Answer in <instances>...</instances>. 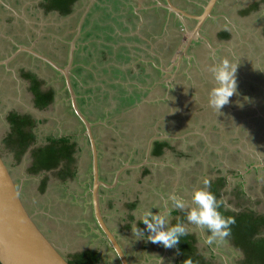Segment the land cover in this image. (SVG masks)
<instances>
[{
  "label": "crops",
  "instance_id": "crops-1",
  "mask_svg": "<svg viewBox=\"0 0 264 264\" xmlns=\"http://www.w3.org/2000/svg\"><path fill=\"white\" fill-rule=\"evenodd\" d=\"M115 1L118 2V7L116 9H119V12L116 13V11L112 12L111 10H107L111 23L102 27V36H92V39L87 40L85 45L80 46V49L82 48V51L85 50L89 56H93L97 59L99 65L102 64L104 58V64L106 63L107 66L101 70L98 68L96 73L99 71L104 73H108L109 71L112 73L116 70L117 72H125L126 74L137 76L138 73L144 74L146 78L141 76V78L144 79L143 85L139 87L137 83L133 82V85L131 86L140 95H138L139 99L133 101L132 108L133 110H137L135 113L139 115L140 119L144 120L150 118L151 121L149 122V131L143 132V137L139 138L141 132H137L136 138L138 137L137 140H141L139 141V146L134 148L133 156H128L129 152L123 154L122 151H120L117 156H113L116 161L114 168H108L104 169V172L102 171L100 164L101 160L97 150L98 177L101 182L107 185L102 186L100 189V210L103 212L102 215L107 223V227L116 237V240L121 246L129 264H181L183 257L182 254H179L180 260L178 262V257L170 252L167 253V248L158 244H153L146 239H135V237H132L130 228V226L138 219V213L144 208L151 207V211L153 212L167 211L168 215L171 217L172 224L184 222L183 224L185 227L189 231L191 229L187 223L186 215L185 217L184 214L179 215V209L172 206L171 200L167 197L165 187L160 188L157 186L156 189H154L148 186L150 176L154 175V172L150 167L151 165L155 166L157 159L162 157L165 158L168 155L169 159H164L166 160L165 163L163 162L164 160L159 163L170 171H175L177 168L173 164L174 158H171L174 149L171 144V139L169 138L170 136L163 133L161 126L165 125V123L170 120L173 125H180L172 127L170 131L172 134L175 130H181V127L188 128L193 123L202 121L199 119L200 116L198 112L200 111L201 106L207 107L208 105L196 107L189 97H192V93L195 92V95H200V99H206V91L213 84L210 74L207 71V66L222 58H228L234 64H238L236 79L237 81H240L237 83L240 95L230 97L229 104L223 106L221 109L222 116L220 117H223V119L218 118L213 122L210 120L208 122H211L212 128L217 130L222 129L223 125L230 122H235V125L239 124L244 128L252 122L256 125L260 123L262 126H260L259 129H262L261 132L264 133V0H217L212 9L211 16L203 22L200 29V37L202 40L199 38L198 40L193 41L184 55L182 52L183 47H180V32L182 27L184 30L187 28L192 29L195 25L194 20L185 19L184 22H181L179 18L160 6L159 2L165 3V0H114V2ZM169 1L184 11L196 15L202 12V7L207 2V0ZM82 5L85 8L84 13L77 11V7H81ZM91 7L92 3H86L85 6V3L80 4L78 0L74 11L69 17L76 15L75 18H77V16L82 14L90 16V14H92V12L89 11V9L92 10ZM21 18L25 19L24 22L26 26L36 23L35 19H29L28 16ZM33 30L34 35L37 37L34 43H40V26L33 28ZM86 35L89 36L90 34L87 33ZM75 36L76 33L74 37ZM97 39L101 41L98 42ZM130 42L131 44H129ZM144 44L145 46L141 47V45ZM76 48L70 46L69 51L73 53ZM97 49L99 51L98 53L96 52ZM146 51H149V55L145 53ZM172 51L176 52V58L172 55ZM180 54L183 55L181 59H179ZM114 56L122 57L126 62V65H122V63L120 66H117L107 63L110 60L113 61L114 58L112 57ZM71 58L72 57H69L68 59L69 73L72 65ZM109 68H113V70ZM83 69L85 68H80L78 70L80 71ZM38 73L40 75V72ZM89 73V77H92L94 74L92 72ZM159 73H162L165 77L163 80L165 83L163 84H159ZM69 76H71V74H69ZM72 81L74 82L73 76L70 78L71 85ZM242 81L245 83H241ZM74 88L75 83L72 85V91L75 96L76 105L84 118L89 122L91 133L96 144V130L98 127H102L96 125L97 123L93 122V119L82 111L81 106H78V98ZM169 88H171V91ZM97 89H100V87H97ZM90 91L91 88L86 89L87 93ZM174 93L177 95L178 93H184L183 95L185 98L183 102H186L184 105L185 108L175 105V110L172 111L174 104L173 101H176V95ZM243 97H248L249 99L244 101ZM141 98L143 99L141 100ZM238 100L243 103V107H238L236 105L235 101ZM175 103L177 104V102ZM55 104L51 105L49 109L45 111H50L51 109L61 110V108L66 110L67 105L61 104L59 101L55 102ZM25 106L21 108L22 112L26 111V109H24ZM26 107L28 108V105ZM162 108H164L163 111H161ZM141 109H143V111H141ZM207 109L213 110L209 107H207ZM72 110L70 117L74 119V127L78 125L84 127L81 120ZM185 110L191 111L192 113L186 112ZM40 112H36L37 117L32 118L34 120V128H32L31 132L34 137L31 145L36 143L33 147L34 149L40 147L37 144L40 140V125L48 119L46 116L40 115ZM225 115L228 116L226 119ZM99 117L102 118L103 116ZM132 120H134L133 117ZM243 127H241V129H244ZM256 130L257 129H254L253 131L256 132ZM54 131L57 132L56 135L53 133V135H50V137H46L45 139H57L65 136L69 143L74 145L73 150L75 159L72 168L69 171V174L61 175L64 178L62 181L64 182L63 186L64 184L65 186L68 184L69 186L67 185L66 187L70 188V185L76 186V183L81 184V172L84 170V165L86 166L89 163L91 165L92 184L91 148L88 137L84 134V131L83 133H77L76 135L71 132L72 138L69 137V134L67 136L65 134L62 135V131H60L59 127L58 130L54 129ZM9 133L10 129L1 139L2 142L5 141ZM133 134L135 135L136 132H133ZM130 138L131 137L128 139ZM261 140H264V136ZM125 143L126 142H123V144L130 149V144L127 145ZM85 144H88L90 154L87 153L88 149L85 150ZM157 144L161 145V151L159 154H154V149L157 147ZM82 146H84V148H82ZM140 146L142 149L144 148V153L142 158L138 159L137 156L139 155V152H141L139 148ZM258 147V150H256L258 153H256L253 146L246 148L243 152L238 148L230 150V154H232L233 151L239 153L235 156H237V159L240 158V163L237 165L230 164L232 167L226 165L225 170L229 174L227 176L220 174L214 180V182L221 179L224 181L223 186L218 189V199L223 197V191L229 187L231 180H236L237 185H241L245 180H249L255 176L264 181V144L263 146ZM4 148L6 151L10 149L6 146H4ZM33 148H31L30 151L25 150L19 160H16L14 158V153L9 150L10 154L7 153L6 155L14 158V161L11 162L12 169L9 168V163L7 164L5 162L10 169L21 200L26 208H28V204H34V202H32V190L37 188L50 192L52 185L56 182L53 181L54 177L52 179V175L55 176V174H58L60 176V169H62V167L59 166L57 169L50 171H39L36 173L30 172ZM79 154L81 155L79 162H77V155L79 156ZM176 155L178 157L189 156L188 152L185 150H180V153H176ZM127 156L130 157V160L126 158ZM2 157L4 158V154H2ZM121 157H123V159ZM124 160L127 161L125 162ZM220 167H222V161L218 160L217 163L213 165V169L221 173L222 170ZM23 169L27 173L23 174ZM14 172H20L19 174L21 177L16 178ZM70 178L74 179L75 183L72 182L70 184ZM164 182L166 183V180H164ZM154 183L156 184V182ZM37 197L40 199L42 198V195L38 194ZM28 200L30 201L28 202ZM185 200L187 201V205H191L188 195L185 197ZM83 201L85 200L81 198L79 202L73 203V207H67V210H72V212L77 214V210L80 212L84 209L86 217L81 218H87L88 207ZM54 204L53 206H60L57 202ZM40 209V205H38L35 208L37 212H34L39 214V216L42 215L45 217L43 218V222L45 223L41 224L40 222V229L45 233L49 240L55 244L54 241L50 239V226L47 224L48 219L51 220L54 217L51 214H48L50 213V208L43 210ZM230 212L236 213L234 211ZM256 215L264 216V213H258ZM114 220L117 225L114 229L115 231L111 229L113 225H110L109 223L114 222ZM136 224L138 228L144 230L142 221L137 220ZM189 231L187 235L191 236L193 239V254L196 255L194 253L196 250V247L194 246L195 235L193 232L192 234ZM145 235H147L146 231ZM108 249L110 248L108 247ZM199 258L202 259L201 257Z\"/></svg>",
  "mask_w": 264,
  "mask_h": 264
},
{
  "label": "rangeland",
  "instance_id": "rangeland-1",
  "mask_svg": "<svg viewBox=\"0 0 264 264\" xmlns=\"http://www.w3.org/2000/svg\"><path fill=\"white\" fill-rule=\"evenodd\" d=\"M13 1L14 0H2L4 6L1 10L0 36L5 35L6 32H15L14 27L6 21L7 15L10 14L7 9L8 7L12 8V14L18 15L20 17H27L25 12L20 7H16V10V8H13L10 5L13 4ZM79 3H85V6L86 3H92V10L89 9L92 14H90V16L82 14L77 16V18H75L76 15L71 16V20L74 21L73 25H70L69 17L65 18L64 20L55 21L54 16L51 17L47 14L40 16V52L48 53L58 57V63H60L62 67H65L69 57H72V65L69 74L74 77V82L72 81V85L75 83L74 89L78 98V106H81L82 111H84L87 116H90V118L93 119V122L97 123L96 125L102 127L97 128L95 138L98 154L101 160V168L104 172V169L114 168L116 161L113 156H117L120 151H122L123 154L129 152L128 156H133V150L139 146V141L141 140H137V132H141L139 136L140 138L144 136L143 132L149 131V122L151 119H140L139 115L135 113L137 110H133L132 108L133 101L139 99V94L131 86L133 85V82L137 83L139 87L143 85L144 79H142L141 76H145L143 73H138L137 76L133 74H126L125 72H117L116 70L112 73L109 71L108 73L101 71L96 73L98 68L101 70L107 66L106 63L104 64V58L102 60V64L99 65V61H97V59H95L93 56H89L85 50L82 51L80 46L85 45L87 40L92 39V36H102V27L108 23H111L107 10H111L112 12L116 11V13H118L119 9H116L118 7V2H114V0H79ZM18 9H21V13H19ZM84 10L85 8L83 5L81 7H77L78 12L84 13ZM24 20L25 19H23V21ZM75 33L76 36L74 37ZM87 33L90 35H86ZM97 41L100 42L101 40L97 39ZM129 44H131V42ZM70 46H74L75 48L77 46L78 49L76 48V50L72 53L69 51ZM143 46H145V44L141 45V47ZM2 47L3 46H1V48ZM96 52H99L98 49ZM145 53L149 55V51H146ZM172 55L175 58L177 56L175 51H172ZM112 58H114V60H110L107 63L117 66H120L122 63V65H126V62L122 57L114 56ZM80 68L85 69L79 71L78 69ZM109 69L113 70V68ZM87 71L94 73L92 77H89L90 73ZM4 73L5 72L0 71V76H5ZM159 74V84L165 83L163 81L165 78L164 75L162 73ZM71 76H69V79ZM5 81L6 80H4V77H0V152L1 154H4L5 162L7 164L9 163V168L12 169L11 162L14 161V158L6 155L9 153V150H5V142H2L1 139L10 129L8 127L6 114H8L10 110H19L22 112V109H20L18 106V103L21 101L20 93H18V98L10 95L6 96L8 87H5ZM40 81L43 82V85L41 86L43 91L53 88L57 99L56 102L59 101L61 104H65L68 107L66 106V110L61 108V110L51 109L50 111L44 110L40 112V115L46 116L49 120L47 119L48 122L46 120L40 125V140L37 144L39 146H43L45 141H47L45 138L50 137V135H53V133L56 135L57 132L54 131V129L58 130V127L60 128V131H62V135L65 134L67 136L69 134L70 138H72L71 132L75 133L76 135L77 133H83L84 131V134H86L85 128L81 125L74 127V119L70 117L72 107L70 105L69 95L66 91L67 89L65 87L66 85L64 76L61 73H55L47 69L45 64L40 62ZM239 82L240 81L238 80L237 83ZM241 83L244 84L245 82L242 81ZM97 87H100V89H97ZM88 88H91V91L87 93L86 89ZM171 88H169L170 91ZM174 94L176 95V101L172 100L174 102L172 111L175 110V105L185 108L184 105L186 102H183L185 98L183 95L184 93H178V95L176 93ZM192 94V97L190 96L189 98L191 99V102L194 104V106L198 107L201 105H207L205 98L200 99V95H195V92ZM7 97H10L11 99L7 101ZM12 99L14 102H12ZM142 99L143 98H141V100ZM257 100L259 101L258 98ZM175 102H177V104ZM207 107L201 106L200 111L198 112L200 116L199 119L202 121H197L188 128L181 127V130H175L171 134L170 131L172 127L180 125H173L172 121L170 120L166 122L165 125L161 126L163 133L170 136L169 138L171 139V144L174 149V151H172L173 155L171 158H174L173 164L177 168L175 171H170L169 169L164 168L161 163H159L164 159L168 160V155L165 158L162 157L157 159L155 166L151 165L150 167L152 168L154 175L150 176L148 186L154 189H156L157 186L160 188L165 187L168 199H170L172 196L185 199L187 195L189 199L191 190L194 187L204 186L202 184L204 179H208L209 182L213 183L216 177H218L220 174L227 176L229 173L226 172L225 166L227 165L232 167V165H237L240 163V158L238 157L239 159H237V156H235L239 153L233 151V153L230 154V150L238 148L243 152L246 150V148L253 146L256 151L259 148L258 146H263L264 144V140H261L264 136V133L261 132L262 129H259V127L262 126L260 123L256 125L252 122L250 125H246L244 128L239 124L235 125V122H230L226 123V125H223L222 129L217 130L212 128L211 122L220 118L222 114L218 115L215 111L207 109ZM163 110L164 108H162L161 111ZM141 111H143V109H141ZM185 111L189 113L191 112L188 110ZM99 116L103 117L100 118ZM132 117L134 120H132ZM227 117L228 116L225 115V119ZM220 119H223V117ZM209 120L211 122H208ZM241 127L244 129H241ZM254 129H257L256 132L253 131ZM133 132H136V134L134 135ZM129 137L131 138L128 139ZM123 142H126L125 144L127 145L130 144V149H128V147H126ZM84 146L85 150L88 149L87 153L90 154L88 144H85ZM84 146H82V148H84ZM139 148L141 152H139L137 158L141 159L144 153V148L142 149L141 146ZM180 150H185L188 152L189 156L178 157L176 153H180ZM256 153H258V151H256ZM80 155L81 154H79V156L77 155V162H79ZM128 156L126 158L130 160V157ZM121 158L123 159V157ZM166 160L163 162L165 163ZM218 160L222 161V167H220L222 170L221 173L213 169V165L217 163ZM124 161L126 162L127 160ZM90 167V163L86 166L84 165V170L81 172L80 177L81 184L76 183V186L70 185V188L66 187L68 184L66 186L64 184L63 186L64 182L62 181L64 178L62 176H59L58 174H55V176L52 175V179L54 177L53 181L56 182H54V185H52L50 192L47 190L34 188L31 193L32 202H34V204H28L27 209L29 213L33 215V218L37 220V222L41 221L43 223V218L45 217L34 213L37 212L35 208L38 205H40V210L50 208V213L48 214H51L54 217L51 220L48 219L47 221V224H49L51 228L49 234L51 235L50 239L54 241L61 253L71 261L75 260L73 256L75 253L85 252L87 251L86 249L93 248V250L99 249L102 251L101 255L99 254V264H119L113 251L108 249L109 245L104 238L103 233L97 227L91 213ZM19 173L20 172H14L16 178L21 177ZM25 173L27 172H25L23 169V174ZM164 180H166V183ZM72 182L75 183L74 179H71L70 184ZM154 182H156L157 185ZM236 182V180H231L229 187L227 189L224 188V191L222 189L223 197H221L220 200L226 202L228 207H225L224 204H222V206L225 209L234 211L236 213L240 211L251 212L253 214L264 213V181L255 176L254 178L245 180L241 185H237ZM210 185L211 184L209 183V190ZM38 194H41L42 198L39 199L37 197ZM83 195L84 198H86L83 202H85L86 206L88 207V215L87 218L84 219L81 218L86 217L84 209L80 212L77 210V214L72 212V210H67V207H73V203L79 202L80 199L83 198ZM29 201L30 200H28V202ZM189 201L191 200L189 199ZM55 202L59 203L61 207L53 206ZM186 211L187 208L183 212L178 210V214H184L185 217ZM109 223L110 225H113L111 229L114 230L117 226L116 221L114 220V222ZM188 225L191 228L189 232H193L195 235L194 246L196 247V250L194 253L199 257H204L210 262L208 264H239L240 262L234 263L235 259H241L243 261V253L236 252L237 250L234 249L229 238H226V240L222 243L205 245L203 241L207 233L195 228V226L189 223ZM259 236L264 237V229L260 232ZM218 255H222L221 259L218 257Z\"/></svg>",
  "mask_w": 264,
  "mask_h": 264
},
{
  "label": "water",
  "instance_id": "water-1",
  "mask_svg": "<svg viewBox=\"0 0 264 264\" xmlns=\"http://www.w3.org/2000/svg\"><path fill=\"white\" fill-rule=\"evenodd\" d=\"M217 0H207L202 7V12L198 15L191 14L175 6L169 0L165 3L159 2L160 6L177 16L181 22L185 19L195 21L192 29H186V39L183 44V55L186 53L190 44L200 37V29L203 22L211 16L212 9ZM3 4L0 0V5ZM179 55V59L183 57ZM40 59L50 64L64 76L65 85L68 90L70 102L75 115L84 125L86 135L91 148L92 162V184L90 189L91 206L94 219L99 230L103 233L110 247L114 251L120 264H129L122 248L116 237L107 227L102 212L100 210L99 196L102 186H107L99 180L97 169V148L91 133L89 122L79 111L75 96L72 91L69 79V66L60 68L47 57L40 55ZM0 264H69L60 249L53 244L38 227L32 215L21 200L19 191L13 176L0 153Z\"/></svg>",
  "mask_w": 264,
  "mask_h": 264
},
{
  "label": "flooded vegetation",
  "instance_id": "flooded-vegetation-1",
  "mask_svg": "<svg viewBox=\"0 0 264 264\" xmlns=\"http://www.w3.org/2000/svg\"><path fill=\"white\" fill-rule=\"evenodd\" d=\"M77 1L78 0H75L71 4V10L68 14L60 15L57 10L50 9L49 11H46L45 10V7H46L45 4L46 3H44L43 0H14L13 4H10L13 8L20 7L25 12L26 16H28V18L35 19V22H36L35 24H31V25H27V26L20 16L12 14L13 10L11 7H8V8L6 7L10 13L9 15H7L6 21L14 27L15 32L14 33L6 32L5 35L0 36V69H2L0 71L5 72L4 73L5 76H0V77L1 78L4 77V80H6L5 81L6 82L5 87H8L7 91H9V92L6 91V96L10 95V96H14L15 98H18L17 97V96H19L18 93H20V100L21 101L18 103L19 108L21 109V108H23V106L28 105V108L26 106L24 108V109H26L25 112H20L19 110L18 111L10 110V112L8 114H6V119H7L8 125L10 127V132H11L12 126H11L10 122L8 121V117L11 116V114L16 113L20 116L30 115V116H32V118H36L37 117L36 112L47 110V109H49V107L51 105L55 104V102L57 100L56 95H55V91L53 88H50L46 91L47 92L51 91L53 93L52 101L50 103H48L44 108H40V93L46 92V91H43V89L41 87L43 85V82L40 81V75L38 73V72H40V62L44 63L45 66L47 67V69H49L55 73H60L57 71L56 68H54L50 64H48L45 61H43L42 59H40V55L47 57L48 59H50L52 62H54L57 66H59L62 69L68 66V62H67V65L65 67H62V65L60 63H58V60H59L58 57H56L54 55H50L48 53H41L40 52V43L39 42L34 43L35 39L37 37H36V35H34L33 28H35V27L37 28L40 26L39 18L41 15L47 14L51 17L54 16L55 21H60V20H64L65 18H68L71 15V13L74 11V8L76 6ZM3 6H4L3 4L0 5V18H1V12H2L1 10H2ZM21 9H18L19 13H21ZM16 10H17V8H16ZM171 14H173V13H171ZM69 23H70V25L74 24V21L71 20L70 17H69ZM186 35L187 34H186L184 28L182 27L181 32H180V36H179L181 48L185 42ZM1 46H3V47L1 48ZM66 91L68 93V90H66ZM10 99H11L10 97L6 98L7 101H9ZM12 102H14L13 99H12ZM31 107H32V109H31ZM40 119H41V117H40ZM33 128H34V126H33ZM47 142L48 141H46V143L43 146H45L47 144ZM31 143L26 148V150L30 151L31 148H33L36 144V143H34L33 145H31ZM74 159L75 158H74V150H73V153L71 154L70 159L66 160V161H61L59 163L58 167L59 166L65 167V165H66L68 170L70 171L72 168V165L74 163ZM57 168H55V169H57ZM85 199L86 198H84V196H83V200H85ZM91 213H92V216L94 218L92 210H91ZM94 221H95V219H94ZM104 221H105V219H104ZM35 222L37 223L38 227L40 228V222L41 221L37 222L35 220ZM43 223H45V222H43ZM43 223L41 222V224H43ZM95 223H96V221H95ZM105 223H106V221H105ZM106 225H107V223H106ZM49 230H51V228ZM107 243H108V241H107ZM108 245H109V243H108ZM109 248H110V250H112L110 245H109ZM177 248H178V245H177ZM234 249L237 250L236 251L237 253H240V252L243 253L242 250L239 248L234 247ZM86 250L95 252L97 257H98V261L96 263H99V260H100L99 254L101 255L102 251L99 249L93 250L92 248L86 249ZM169 252L171 254L175 253L174 256L178 257V262H179V260H180L179 254L180 253H178V251L176 249L167 248V253H169ZM81 253H83V252L75 253L73 256L78 255L80 257ZM113 253H114V251H113ZM114 255H115V253H114ZM79 257L77 259H79ZM218 257H220V259H221L222 255H218ZM201 258H202L201 260L203 262L210 263L204 257L201 256ZM66 259L68 261H70V259H68V258H66ZM117 261L120 264L118 259H117ZM236 262L247 264L245 262V257L243 258V261L241 259H235L234 263H236ZM96 263H94V264H96Z\"/></svg>",
  "mask_w": 264,
  "mask_h": 264
},
{
  "label": "trees",
  "instance_id": "trees-1",
  "mask_svg": "<svg viewBox=\"0 0 264 264\" xmlns=\"http://www.w3.org/2000/svg\"><path fill=\"white\" fill-rule=\"evenodd\" d=\"M45 10H57L60 15H66L71 10V4L75 0H43ZM39 96V95H38ZM53 93L46 91L40 93V108H44L52 101ZM11 124V132L5 139V146L10 148L14 153V158L19 160L26 148L33 141V134L31 132L34 126V120L31 116H20L16 113L8 117ZM45 146H40L32 151V166L30 172L36 173L39 171H50L58 167L61 161L70 159L73 153L74 145L69 143L65 137L57 139H48ZM161 145L157 144L154 149V154H159ZM60 176L69 174L67 166L60 169ZM223 179L210 182V191L218 198L219 187L223 186ZM221 212L225 216H232L235 218V223L231 225V235L228 237L233 247L242 250L247 264H264V237L259 236L264 229V216L256 215L251 212L232 213L223 208L221 205ZM193 239L191 236L185 235L181 237L178 244V253L182 254V263L186 264L187 260H191L192 264H208L203 262L199 257L193 254ZM79 256L75 255L73 261H68L69 264H94L98 261L95 252L85 251Z\"/></svg>",
  "mask_w": 264,
  "mask_h": 264
},
{
  "label": "clouds",
  "instance_id": "clouds-1",
  "mask_svg": "<svg viewBox=\"0 0 264 264\" xmlns=\"http://www.w3.org/2000/svg\"><path fill=\"white\" fill-rule=\"evenodd\" d=\"M237 66L238 64H234L228 58H222L207 66L213 84L206 91V103L218 115L222 114L223 106L229 104L230 97L240 95L236 79ZM248 99L243 97L244 101ZM235 103L238 107H243L241 101L238 100ZM209 183L208 179H204L203 187H194L191 190L189 197L191 206L187 205L184 198L177 196L170 198L174 208L181 211L187 208L186 220L189 224L207 233L203 241L205 245L224 242L231 235L230 226L235 223L234 217L225 216L221 212V205L224 204L225 207L228 205L209 190ZM151 209V207L144 208L138 213L137 220L142 221L144 230L137 227L136 220L130 226L132 237L146 239L153 244L179 251L177 245L181 237L187 235L189 230L181 222L172 224L167 211L153 212ZM186 264H192L191 260H187Z\"/></svg>",
  "mask_w": 264,
  "mask_h": 264
},
{
  "label": "built area",
  "instance_id": "built-area-1",
  "mask_svg": "<svg viewBox=\"0 0 264 264\" xmlns=\"http://www.w3.org/2000/svg\"><path fill=\"white\" fill-rule=\"evenodd\" d=\"M183 31V30H182ZM185 36V35H184Z\"/></svg>",
  "mask_w": 264,
  "mask_h": 264
}]
</instances>
